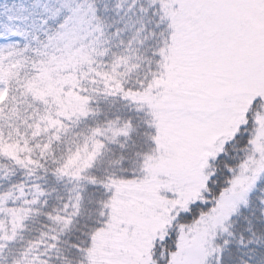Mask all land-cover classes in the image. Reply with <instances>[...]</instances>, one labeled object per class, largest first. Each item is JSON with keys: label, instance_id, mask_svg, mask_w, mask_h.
Masks as SVG:
<instances>
[{"label": "snow or ice", "instance_id": "6c2138e0", "mask_svg": "<svg viewBox=\"0 0 264 264\" xmlns=\"http://www.w3.org/2000/svg\"><path fill=\"white\" fill-rule=\"evenodd\" d=\"M0 264H264V0H0Z\"/></svg>", "mask_w": 264, "mask_h": 264}]
</instances>
